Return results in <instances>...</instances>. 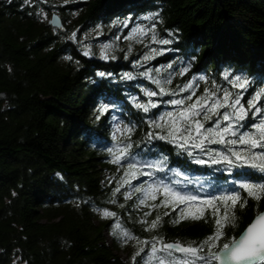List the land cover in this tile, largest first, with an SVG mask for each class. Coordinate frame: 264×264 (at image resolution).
<instances>
[{"label": "trees", "instance_id": "1", "mask_svg": "<svg viewBox=\"0 0 264 264\" xmlns=\"http://www.w3.org/2000/svg\"><path fill=\"white\" fill-rule=\"evenodd\" d=\"M54 13L63 29L46 18ZM153 34L171 43L154 42ZM104 45L110 46L108 59ZM235 77L246 79V88L234 87ZM190 81L192 87L181 92ZM205 89L215 99L225 91L233 99L239 95L246 109L262 93L255 102L262 111L249 109L234 124L237 135L226 139L256 131L252 125L264 119V0H0V264H209L210 253L237 239L264 211V193L256 199L242 187L264 185V170L250 166L252 161L196 163L210 161L208 150L240 151L246 145L205 142L202 151L148 138L160 132L150 121L164 123L160 117L195 102ZM173 99L185 105L170 104ZM149 100L157 106L148 112L136 107ZM101 105L108 106L103 114ZM225 111L233 109L221 108L204 128L216 127V121L227 126ZM117 125L133 131L117 132ZM127 144V156L112 163L107 149ZM129 163L154 166L125 184ZM163 185L201 200L239 194L230 210L235 219L211 249L204 242L216 232V217L209 210L201 219L174 222L179 208L196 213L206 206L166 208ZM149 186L154 191L146 195ZM105 210L115 215L105 217ZM157 216L158 226L151 228ZM171 242L198 251H163Z\"/></svg>", "mask_w": 264, "mask_h": 264}, {"label": "snow or ice", "instance_id": "2", "mask_svg": "<svg viewBox=\"0 0 264 264\" xmlns=\"http://www.w3.org/2000/svg\"><path fill=\"white\" fill-rule=\"evenodd\" d=\"M151 18V17H148ZM147 19V18H146ZM136 31L143 32V29H137ZM152 40L154 42H158L160 44H169L170 40L164 39L156 41V36L153 34ZM109 45H104L102 48V55L104 59H108L109 56L105 51L108 49ZM155 52V50H153ZM87 54V53H85ZM115 59V57H111ZM150 56H145L144 59H150ZM159 71V70H157ZM187 71V68L183 70ZM183 74V73H181ZM100 76H104V73H99ZM142 75L150 76L149 72H144ZM125 76L128 79H132V75L130 73H126ZM225 79H228V73L224 74ZM201 80L204 77H200ZM155 83L159 84L160 81L156 80ZM167 83H171V81H167ZM248 81L241 80L240 77H235L233 86L238 87L240 89L246 88L248 85ZM192 87V82L190 81L187 85L180 88V91H186ZM160 92L164 93L165 89L163 87L160 88ZM157 93L155 92H147L149 97L155 96ZM262 93H257L256 97L253 100L248 101L249 108L246 109L241 104V97L237 95L235 99L232 98V94L228 91H225L222 98L215 99L216 93L210 92L208 89H205V95L201 97H197L196 101L187 104L185 107L181 108L178 112H168L165 116L160 117V121H164V123H160L158 121H150V127L160 129V132H150L148 134V138H159L164 140H169L172 143L178 144V146L182 149H187L189 145L194 148L201 149L203 151V146L205 142L207 143H219L224 145H246L247 148H244L240 151L233 150L231 147L227 148L226 152H213V150H208L205 154L210 157L209 160L197 159L196 163L198 164H206V163H227L230 166L233 165H242L248 164L249 161H252V167H257L259 169L264 170V152L261 153H250L249 149L255 148H264V119L260 121L258 124L252 125V127L256 130L254 132H244L239 135L237 139H226L228 136H236L237 132L234 129V124H240V122L244 121L248 116L249 109H255L256 113H260L262 109L257 108L255 106L256 100L261 97ZM188 100L192 99V96L189 95L187 97ZM209 101H212L209 104ZM172 105H185L184 99H173L169 101ZM151 100H149L148 104H137L136 107L143 109V111L148 112L150 107H156ZM221 108H231L233 112L229 113L225 111L222 114V118L224 121H229L227 126L219 127V121H216V127H209L207 129L204 128V121H209L212 119L214 115H219V110ZM108 110L107 105H101L99 111L101 114ZM201 113H203L202 119H198L201 117ZM99 118V117H97ZM243 125H241L242 127ZM117 132H122L124 134H130L133 129L125 126L124 129H121L119 125L116 127ZM164 133V134H161ZM199 141V142H197ZM123 143L122 141H119ZM131 148V144L125 145V147L121 150L114 152L113 148L107 149L110 154H113L112 163L119 164L122 159H124L128 154V149ZM230 153V155H229ZM192 153L189 152V155ZM235 158V160L232 159ZM259 160L260 163H255V161ZM154 165L145 164L138 165L136 163H129L127 168L125 169V179L123 183H130L128 177L135 178L136 175L144 174L141 172V169L144 167L152 168ZM162 170V169H161ZM151 175V173H147ZM242 187L247 190L248 195L259 199L260 196L258 192L264 193V185H251V184H243ZM117 192L120 191L119 188L116 189ZM137 192L145 191L142 187H138L135 189ZM154 189L152 186H149L146 195L153 192ZM163 194L165 199L161 201V204L164 207H172L173 211H176L180 205H186L188 208H191L194 203L199 202L201 205L206 207H200L197 209L196 213L187 212L183 208H179L180 217L178 220L174 221L178 223L182 219H201L204 217L205 211H211V214L216 217V232L213 236L208 237V239L204 242L211 249L214 246V241L220 239L223 234V227L226 223H231L235 216L231 209H234L238 202H240V196L238 193L223 195L221 197H211L209 199L201 200L200 197L196 195L186 194L181 191H177L168 185H163ZM130 194L125 193V196H129ZM156 197L153 195L152 199ZM219 201L220 204L223 205V215L221 216V207L220 204L216 202ZM141 204H144L145 201L141 200ZM159 205H153V207H158ZM240 206L243 207V203H240ZM168 213L166 212L165 215ZM115 215L107 210L103 212V216L108 217ZM160 217L157 216L155 220L151 223V228H156L160 221ZM125 237L128 236V233L125 232L123 234ZM178 250L185 253H191L196 255L198 249L194 247H183L179 243H168L164 244L162 250ZM153 253L157 251L155 245L152 248ZM221 253L223 254L225 264H264V214H261L256 218V220L247 228L245 233L239 239H233L230 243L223 244V247L220 249L219 253H210V260H220ZM139 255V253H137ZM209 260V264H210Z\"/></svg>", "mask_w": 264, "mask_h": 264}, {"label": "water", "instance_id": "3", "mask_svg": "<svg viewBox=\"0 0 264 264\" xmlns=\"http://www.w3.org/2000/svg\"><path fill=\"white\" fill-rule=\"evenodd\" d=\"M49 23L50 25L56 27V28H59V29H63L64 28V24H63V20L62 18L60 17L59 14L57 13H54L51 17V19L49 20ZM1 95L4 97L5 96V93H1ZM261 214H264V211L260 212L257 214V216L253 219V221L245 228V230L240 234V236L237 238L239 239L244 233L245 231L247 230V228L256 220V218L258 216H260ZM172 243V242H171ZM168 244V243H166ZM180 244V243H179ZM181 246H183L182 244H180ZM183 247H186V246H183ZM175 250V249H174ZM178 251V250H176ZM178 252H181V251H178ZM220 251H217L216 253H219ZM217 264H225L224 262V258H223V254L221 253V259L220 260H217Z\"/></svg>", "mask_w": 264, "mask_h": 264}, {"label": "rangeland", "instance_id": "4", "mask_svg": "<svg viewBox=\"0 0 264 264\" xmlns=\"http://www.w3.org/2000/svg\"><path fill=\"white\" fill-rule=\"evenodd\" d=\"M61 1L65 2V1H67V0H61ZM44 14H45V12H44ZM51 16H52V15H47L46 18H47V19H51ZM129 189H130L129 194H131L132 191H133V187L130 186ZM107 236H108L109 241H112V235H111L110 233H107ZM119 254H120L123 258H125V257L127 256V254L124 253V252H119Z\"/></svg>", "mask_w": 264, "mask_h": 264}]
</instances>
